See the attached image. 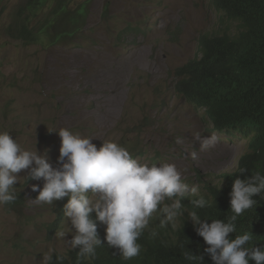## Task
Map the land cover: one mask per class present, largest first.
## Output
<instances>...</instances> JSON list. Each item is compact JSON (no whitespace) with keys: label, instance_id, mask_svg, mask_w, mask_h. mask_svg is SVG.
Masks as SVG:
<instances>
[{"label":"rangeland","instance_id":"1","mask_svg":"<svg viewBox=\"0 0 264 264\" xmlns=\"http://www.w3.org/2000/svg\"><path fill=\"white\" fill-rule=\"evenodd\" d=\"M25 1L0 0V132L22 149H47L54 167L60 137L48 129L94 138L97 147L111 140L141 163L175 164L202 195L237 170L249 141L218 136L216 147L201 152L193 136L213 127L176 89V69L200 55L199 36L225 31L209 0H71L40 32L51 3L35 16L39 33L29 45L6 34ZM19 175L22 204L0 206V264H43L49 250H70L48 236L59 201L32 204L31 184L43 181L26 185L25 172ZM59 231H67L65 221Z\"/></svg>","mask_w":264,"mask_h":264},{"label":"clouds","instance_id":"2","mask_svg":"<svg viewBox=\"0 0 264 264\" xmlns=\"http://www.w3.org/2000/svg\"><path fill=\"white\" fill-rule=\"evenodd\" d=\"M209 3L225 31L200 35V55L178 69L202 59V36L237 38L246 30L242 21L231 19L217 10L212 0ZM178 69L175 71L178 94L198 113H203L205 121L213 127L211 135L194 134L199 150L204 152L216 147L220 136L227 144L249 141L248 150L241 157L237 170L221 176L223 186L222 182L219 189H210L205 195L201 194L198 185L184 182L175 164L141 163L127 148L111 140L102 141L97 147L92 142L94 138L82 137L66 128L58 131L48 129L49 133L60 137L59 156L54 167L47 149L42 152L37 148L35 151L22 149L9 132H0V206L17 199L15 185L22 171L28 182L43 181L42 188L39 184H31V190L38 193L34 199L28 198L32 204L54 206L59 201L58 210L64 204L63 211H59L57 216L61 221L51 224L49 232L56 229L54 236L63 240L70 250L66 254H53V250H49L43 256V264H49L56 255L67 257L74 250H77L78 260L90 261L101 245L113 249L122 260L130 261L140 255L142 245L139 239L144 232H149L150 238L158 234L162 239L160 242L170 245L176 242L186 222L193 225L210 264H264V224L262 241L254 243L252 233L247 232L240 222L236 223L238 217L257 203L255 198L264 193V174L259 170L250 178L241 179L239 175L233 180L229 193L232 214L226 221L202 219L195 210L210 206L214 194L224 190L226 176L234 175L240 169L242 159L250 152L252 137L221 134L208 115V109L197 107L183 93ZM191 157L196 159L197 153L192 152ZM245 171L242 169L241 174ZM64 221L67 231H59ZM103 230L104 242L98 234ZM69 234L71 239H65ZM183 256L188 261L204 260L203 255L193 254L190 250Z\"/></svg>","mask_w":264,"mask_h":264},{"label":"trees","instance_id":"3","mask_svg":"<svg viewBox=\"0 0 264 264\" xmlns=\"http://www.w3.org/2000/svg\"><path fill=\"white\" fill-rule=\"evenodd\" d=\"M70 1L26 0L6 34L27 45L36 43L39 29L33 23L38 12L52 3L41 24V32L54 22L51 19L55 16L66 14ZM212 1L217 10L226 13L231 19L242 21L246 30L237 38L227 35L202 36V59L178 69L177 74L182 79L183 93L197 107L208 109V115L221 134L252 137L250 152L242 159L240 169L234 175L226 176L227 186L224 190L214 194L210 206L195 209L202 219L226 221L232 214L229 210V193L233 180L239 175L241 179L250 178L257 170L264 174V0ZM24 6L34 12L33 22L26 16ZM242 169L246 171L241 174ZM29 183L27 181L26 185ZM16 195L15 202L7 204V208L14 209L22 204L23 194ZM255 200L257 203L253 208L245 211L236 221L247 232L252 233L254 243L262 241L264 193ZM55 232L56 229H50L49 238ZM98 234L104 242L105 230ZM161 240L158 234L155 238H150L149 232H144L139 239L142 245L140 255L130 261L122 260L113 249L101 245L96 249L95 258L90 261L78 260L77 250H74L67 257L53 256L49 264H210L193 225L187 222L179 231L174 244L168 245L160 242ZM189 250L193 254L203 255V262L186 260L183 253Z\"/></svg>","mask_w":264,"mask_h":264}]
</instances>
